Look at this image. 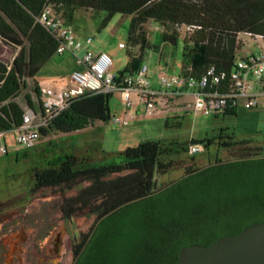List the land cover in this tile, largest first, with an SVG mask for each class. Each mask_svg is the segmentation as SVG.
<instances>
[{
  "label": "trees",
  "instance_id": "trees-1",
  "mask_svg": "<svg viewBox=\"0 0 264 264\" xmlns=\"http://www.w3.org/2000/svg\"><path fill=\"white\" fill-rule=\"evenodd\" d=\"M49 4L69 23L78 7L105 11L101 27L116 13L131 15L129 42L139 50L129 52L121 76L136 73L144 63L150 20L165 27L166 41H176L177 27L191 29L182 72L194 76L210 66L230 71L238 57V35L264 34V0H0V36L21 47L12 64L0 61V132L23 124L26 107L17 97L27 86L25 78L34 77L62 43L37 21ZM36 92L41 106L39 82ZM111 96L88 91L73 98L43 133L74 132L96 120H111ZM26 99L36 108L31 94ZM225 115H237V108ZM216 140L241 149L242 156L206 166L190 164L180 178L159 184V177L181 165L178 155L189 152L188 145L209 148ZM123 155V163L105 165L64 155L35 173V192H60L64 219L96 215L90 231L82 233L73 264H176L184 247L210 245L264 221V145L253 138L236 139L223 131L190 143L147 140L127 146Z\"/></svg>",
  "mask_w": 264,
  "mask_h": 264
},
{
  "label": "rangeland",
  "instance_id": "rangeland-1",
  "mask_svg": "<svg viewBox=\"0 0 264 264\" xmlns=\"http://www.w3.org/2000/svg\"><path fill=\"white\" fill-rule=\"evenodd\" d=\"M106 15L105 11L95 12L78 7L72 26L76 39L83 41L85 45L79 56L88 50L97 53L106 51L113 56L114 70L119 73L127 67L129 52L137 53L139 50L138 47H132L129 42L132 16L116 13L107 26L101 27ZM146 29L150 46L144 53V63L153 70L162 68L170 75L181 74L185 38L191 29L185 25L177 27L179 36L175 42L165 40V27L154 20L147 22ZM89 37L93 38V42H86ZM1 40L0 61L12 64L21 47L8 44L2 38ZM238 41L240 44L238 57H247L251 52L259 51L254 39L246 32L238 35ZM121 42L126 44L125 48L120 47ZM78 63V57L69 51L54 54L34 77L25 78L27 86L22 88L17 101L27 107L26 95L29 93L36 101V109L41 112L36 84L38 82L40 85L60 84L66 81L73 71L82 70ZM134 100L136 103L133 108L127 110L122 93L114 92L109 104L111 120L107 122L96 120L93 124L74 132L43 133L34 147L19 144L16 131L7 132L5 137L0 136V146L7 144L9 149L7 154L0 152V211H7L19 203H32L24 215H14V221L10 225L29 222L45 235L48 229L57 226L64 219L59 208L62 200L60 192L50 189L37 192L33 190L36 171L56 163L60 156L71 155L98 165L121 164L125 161L124 149L142 141L190 143L206 137L212 138L223 131L233 134L236 139L253 138L264 145L263 105L247 109L241 104L237 109V115H205L196 113L188 106L189 103L195 102V97L186 93L167 101L164 109L168 112L154 116L147 112L146 106L138 102L136 97ZM125 113L133 117L129 125L114 122V117L123 116ZM167 114L170 115L169 124ZM215 142L209 148L204 145V149L196 154L189 152L179 154L178 158L183 159L181 165L159 177V184L165 185L180 178L190 164L206 166L217 159L233 160L242 156L241 149L225 147L219 140ZM192 156H195L194 160ZM76 192L77 190L70 191L67 194L73 195ZM95 217V214L77 215L68 226L73 233H87L94 224ZM64 262L73 263L70 250L65 254Z\"/></svg>",
  "mask_w": 264,
  "mask_h": 264
},
{
  "label": "built area",
  "instance_id": "built-area-1",
  "mask_svg": "<svg viewBox=\"0 0 264 264\" xmlns=\"http://www.w3.org/2000/svg\"><path fill=\"white\" fill-rule=\"evenodd\" d=\"M37 21L62 40L56 53H73L78 57V62L85 65V69L73 71L60 84L41 85V112L27 106L21 126L0 132V136L5 137L7 132L16 131L17 142L21 145L34 147L43 134L42 129L47 128L73 98L88 91L121 92L127 110L133 108L136 97L138 102L146 106L147 112L154 116L167 112L164 106L168 97H180L186 93L195 97V102L188 106L196 113L205 115L225 114L228 109H238L241 104L247 109L264 106V34L246 32L254 39L259 51L251 52L247 57H237L230 71L210 66L198 76L183 72L170 75L160 68L157 78L159 87H156L146 63L136 73L121 76L113 71L114 58L106 51L97 53L88 50L79 56L84 42L76 39L72 24L52 4L43 9ZM86 42H93V38L89 37ZM120 47L125 48L126 44L120 43ZM132 120L129 113L114 117V122L124 126ZM203 149L204 144H191L189 153L196 154ZM8 151L7 144L0 146L1 153L7 154Z\"/></svg>",
  "mask_w": 264,
  "mask_h": 264
},
{
  "label": "flooded vegetation",
  "instance_id": "flooded-vegetation-1",
  "mask_svg": "<svg viewBox=\"0 0 264 264\" xmlns=\"http://www.w3.org/2000/svg\"><path fill=\"white\" fill-rule=\"evenodd\" d=\"M30 206L31 202H25L0 211V264H65V254L69 250L74 263L82 233L70 230L68 224L73 218L63 219L45 235L29 222L10 225L16 215H24Z\"/></svg>",
  "mask_w": 264,
  "mask_h": 264
},
{
  "label": "water",
  "instance_id": "water-1",
  "mask_svg": "<svg viewBox=\"0 0 264 264\" xmlns=\"http://www.w3.org/2000/svg\"><path fill=\"white\" fill-rule=\"evenodd\" d=\"M176 264H264V221L210 245L184 247Z\"/></svg>",
  "mask_w": 264,
  "mask_h": 264
},
{
  "label": "crops",
  "instance_id": "crops-1",
  "mask_svg": "<svg viewBox=\"0 0 264 264\" xmlns=\"http://www.w3.org/2000/svg\"><path fill=\"white\" fill-rule=\"evenodd\" d=\"M72 24V23H71ZM121 43H123V42H121ZM81 67H82V70H84L85 69V65H83V64H80V63H78ZM159 70L160 69H158V70H153V69H150V75H151V78H152V81H153V84H154V86H156V87H159V85H157V82H158V80H157V78H158V75H159ZM113 71H115L114 70V66H113ZM116 72V71H115ZM174 96H170V97H168V101L171 99H173L174 100ZM174 109V108H173ZM172 109V110H173ZM170 110V109H169ZM168 112V111H167ZM168 115V119H167V124H169V117H170V115L169 114H167Z\"/></svg>",
  "mask_w": 264,
  "mask_h": 264
}]
</instances>
